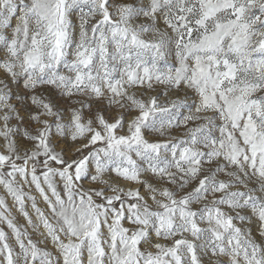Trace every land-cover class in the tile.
Wrapping results in <instances>:
<instances>
[{
  "label": "snow or ice",
  "instance_id": "1",
  "mask_svg": "<svg viewBox=\"0 0 264 264\" xmlns=\"http://www.w3.org/2000/svg\"><path fill=\"white\" fill-rule=\"evenodd\" d=\"M0 189V264H264V0H0Z\"/></svg>",
  "mask_w": 264,
  "mask_h": 264
},
{
  "label": "rangeland",
  "instance_id": "2",
  "mask_svg": "<svg viewBox=\"0 0 264 264\" xmlns=\"http://www.w3.org/2000/svg\"><path fill=\"white\" fill-rule=\"evenodd\" d=\"M3 194H4V193H3V190L0 189V195H3ZM9 204H11V200H10V198H9ZM40 206H41V207H44V205H43L42 203L40 204ZM14 214H16V213H14ZM16 215H17V217H18L19 223L24 224V220H23V218H22V217H19L18 214H16Z\"/></svg>",
  "mask_w": 264,
  "mask_h": 264
}]
</instances>
